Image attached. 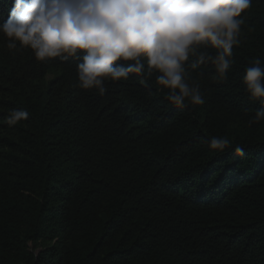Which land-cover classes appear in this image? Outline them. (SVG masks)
<instances>
[{
  "label": "trees",
  "instance_id": "obj_1",
  "mask_svg": "<svg viewBox=\"0 0 264 264\" xmlns=\"http://www.w3.org/2000/svg\"><path fill=\"white\" fill-rule=\"evenodd\" d=\"M241 18L226 78L187 67L203 103L181 107L147 66L100 95L83 53L38 62L0 33V264H264V104L243 82L264 67V0Z\"/></svg>",
  "mask_w": 264,
  "mask_h": 264
},
{
  "label": "clouds",
  "instance_id": "obj_2",
  "mask_svg": "<svg viewBox=\"0 0 264 264\" xmlns=\"http://www.w3.org/2000/svg\"><path fill=\"white\" fill-rule=\"evenodd\" d=\"M250 6L251 0H14L0 33L9 49L19 42L38 62L83 53L77 73L84 90L103 95L105 81L126 80L147 66L150 74H158L156 83L168 90L173 105L181 107L186 100L200 105L199 88L187 82V67L211 62L218 77L226 78L233 47L240 43L241 14ZM243 82L250 97L264 104L259 60L247 67ZM26 119L27 112L14 110L8 123ZM261 120L264 108L249 123ZM229 143L214 137L210 148L224 150ZM234 151L244 152L239 146Z\"/></svg>",
  "mask_w": 264,
  "mask_h": 264
}]
</instances>
